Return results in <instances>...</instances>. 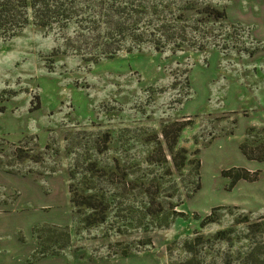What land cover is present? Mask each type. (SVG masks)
<instances>
[{
	"label": "rangeland",
	"instance_id": "rangeland-1",
	"mask_svg": "<svg viewBox=\"0 0 264 264\" xmlns=\"http://www.w3.org/2000/svg\"><path fill=\"white\" fill-rule=\"evenodd\" d=\"M190 1L192 28L160 49L96 53L80 46L74 24L31 23L0 39V264L264 259V160L239 147L264 149V0ZM205 4L225 17L205 16ZM174 121L185 123L176 149L192 161L181 170L161 134ZM232 166L259 178L230 189L221 170ZM70 184L110 202L105 222L80 221ZM54 225L69 229L63 249ZM36 226H45L42 258L33 256Z\"/></svg>",
	"mask_w": 264,
	"mask_h": 264
},
{
	"label": "trees",
	"instance_id": "trees-1",
	"mask_svg": "<svg viewBox=\"0 0 264 264\" xmlns=\"http://www.w3.org/2000/svg\"><path fill=\"white\" fill-rule=\"evenodd\" d=\"M191 9H194V5L190 0L181 4H175L170 0H0V39L15 36L31 23L50 29L55 25L65 28L69 24H74L77 29L75 31L76 38L80 41V46L96 51V53L100 51L104 55L114 56L125 46L130 50L132 47H138L148 42L153 43L156 49H160L169 43L185 39L188 29L192 28L186 22V12ZM199 10L205 16L216 19L226 15L224 9H218L208 4ZM92 56L94 58L95 55ZM184 126V122L174 121L164 125L161 129L166 147L177 170H181L188 162L192 163L187 157L185 148L176 149L179 133ZM159 144L161 152H163L162 145L160 142ZM239 147L247 159L264 160L262 147H258L257 153H255V148L248 149L246 141L241 142ZM162 155L164 161H167L165 153ZM195 167L198 171L200 168L199 159L195 161ZM221 174L230 179L228 187L231 189L238 180H257L260 171L232 166L222 169ZM69 186L71 203L76 206V211L82 214L80 221L86 226H91L107 220L110 202L106 198H99L95 192L80 195L71 190V184ZM125 186L128 187L127 189L135 188L129 182ZM199 187V184L196 185L193 191ZM147 191L150 189L148 188ZM146 213L153 218L157 212L148 206ZM207 221H211L210 215L202 221V224ZM147 222L153 225L155 221L149 219ZM163 222L162 225H169L166 215ZM249 225L254 227L259 223L254 222ZM48 228L62 231V235L60 234L62 249L69 245L70 233L67 226L54 225ZM44 229L45 226L33 228V232L38 238L37 249L33 252L34 258H42L48 254L45 251L38 253L39 248L45 249L41 246V232L45 231ZM48 238H51V235L46 239ZM252 253L254 251L247 255L250 258L248 261L251 260L249 264L264 262L261 261L264 259H251ZM50 254L58 255L59 252Z\"/></svg>",
	"mask_w": 264,
	"mask_h": 264
}]
</instances>
